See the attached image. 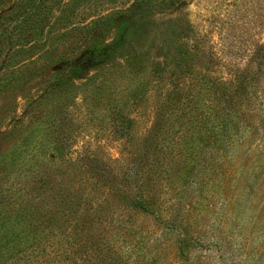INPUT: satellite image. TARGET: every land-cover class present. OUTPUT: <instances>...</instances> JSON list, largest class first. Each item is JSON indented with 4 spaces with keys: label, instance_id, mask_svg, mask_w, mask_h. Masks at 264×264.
Returning a JSON list of instances; mask_svg holds the SVG:
<instances>
[{
    "label": "trees",
    "instance_id": "1",
    "mask_svg": "<svg viewBox=\"0 0 264 264\" xmlns=\"http://www.w3.org/2000/svg\"><path fill=\"white\" fill-rule=\"evenodd\" d=\"M41 2L27 15L24 10L13 12L17 21L39 25L41 16L51 11ZM111 4L83 25L90 26L80 43L84 57L66 61L57 83L64 86L88 66L103 68L118 57L141 63L138 73L149 71L154 82L155 77L163 79L162 74L171 80L172 88L161 97L187 100L189 132H172V145L166 146L154 143L155 132H148L140 148L130 127L135 120L125 118V123L123 119L124 135L134 141L129 166L110 161L92 164L87 154L76 167L69 159L66 169L48 164L31 171L38 172L33 182L18 178L0 191V233L30 220L26 226L37 235L17 250L28 264H162V254L166 256L170 246L172 264H205L218 242L215 238L207 242L197 222L216 213L219 220H209L216 227L211 230H222L229 237L234 231L227 229L237 228L234 243L238 241L243 249L253 246L247 255L260 259L264 239L250 238L243 231L250 223L257 224L261 212L255 218L243 216V196L235 201L233 197L234 181H240L242 174L250 177L246 187L264 177V36L257 35L264 33L262 1H257L254 13L258 33L247 36L243 27L244 38L239 43L226 38L219 51L205 35L197 34L185 10L186 0H111ZM101 30H110L111 39L100 41L95 33ZM146 35L153 36L154 42L144 46ZM151 82V78L143 80ZM154 86H146L145 100L157 92ZM160 102L156 116L161 115ZM28 143L25 138L21 144L26 148ZM49 158L66 156L56 146ZM263 194L264 186L259 197ZM234 213L238 218L229 222ZM41 228L43 232L48 228L43 236L38 235ZM1 243L3 251L12 249L9 238Z\"/></svg>",
    "mask_w": 264,
    "mask_h": 264
},
{
    "label": "rangeland",
    "instance_id": "2",
    "mask_svg": "<svg viewBox=\"0 0 264 264\" xmlns=\"http://www.w3.org/2000/svg\"><path fill=\"white\" fill-rule=\"evenodd\" d=\"M41 1L0 0V191L18 178L27 183L33 182L32 177L38 172H32L42 170L46 165L51 164L54 168L63 166L66 169L65 164L72 159L71 163L76 167L83 162L82 156L86 157L87 154L93 158L92 164L110 161L116 166H129L134 156V141L124 135L122 121L124 119L126 123L125 118L135 120L130 127L134 129L133 140L140 148L145 143L142 137L148 132H155L153 142L163 146L168 143L172 145V132H189L186 124L189 120L187 100L182 98L172 101V98L161 97L160 94L172 88L171 80L167 74H162L163 79L155 77L157 81L154 82L149 71L144 69L138 73L136 69L141 63L127 62V59L118 57L115 63L110 62L103 68L88 66L73 82L59 85L57 74L65 62L84 57V45L80 43L90 26L84 28L83 25L95 20L114 3L111 4V0ZM186 1L185 10L197 34L205 35L217 51L226 38L239 43L244 38L243 27L248 29L247 36L257 32L254 28V13L258 0ZM261 1L264 5V0ZM39 2L51 8L48 14L41 16V21L37 22L39 25L33 22L29 26L26 22L17 21L18 16L13 12L24 10L27 15ZM79 11L86 18L76 14ZM75 26L80 29L75 30ZM110 35V30L95 33L100 41L105 42L111 39ZM257 35L260 38L264 33ZM152 38L146 35L144 46L152 44ZM145 78H151L152 82L144 84ZM151 85H155L152 89L157 92L151 93L145 100L144 90ZM159 102L161 115L156 116ZM158 120L161 124H156ZM68 133L71 138L66 136ZM61 137L62 140L58 141ZM25 138L29 142L26 148L21 144ZM56 146L64 152L66 159L52 161L49 158ZM243 176L237 183L234 181L237 192L233 200H240L243 196V216L255 218L261 212L257 224L251 226L250 223L243 232L250 238L261 236L264 239V227L259 231L264 226V194L259 197L264 177L258 183L252 181V187H246L250 177ZM251 189L254 191L251 192ZM219 191L217 189V193ZM20 195L27 197L25 191ZM16 212L15 201L13 215ZM236 217L237 214H231L229 222L235 221ZM214 218L219 220L215 213L197 222L199 233L203 237L207 234V242L209 238H215L218 242V246H212L213 250L209 253L204 250V253H208L205 264H264V255L258 260H252L247 255L253 246L243 249L238 241L234 243L232 239L238 234L237 228L227 225V232L234 231V235L230 232L229 237L222 230H211L216 229L209 221ZM35 220L40 222L38 218L32 219ZM242 220L246 221L245 218ZM29 222H19L12 230L6 229L5 234L0 233V264H28L26 257L18 254L17 250L27 244L30 236L37 235L32 226H26ZM45 232H48V228L44 232L41 228V234L38 235L43 236ZM8 238L12 249L3 251L5 248L1 241ZM262 245L261 250L264 252ZM164 252L167 255L162 254V264H172V246ZM221 253L225 256L223 259Z\"/></svg>",
    "mask_w": 264,
    "mask_h": 264
}]
</instances>
